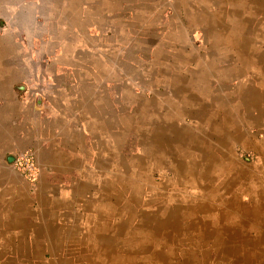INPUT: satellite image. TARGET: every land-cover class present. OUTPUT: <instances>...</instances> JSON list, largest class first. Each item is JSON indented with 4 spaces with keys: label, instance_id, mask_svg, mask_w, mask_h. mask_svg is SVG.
Masks as SVG:
<instances>
[{
    "label": "rangeland",
    "instance_id": "obj_1",
    "mask_svg": "<svg viewBox=\"0 0 264 264\" xmlns=\"http://www.w3.org/2000/svg\"><path fill=\"white\" fill-rule=\"evenodd\" d=\"M31 1L33 8L41 4L23 0L20 5L26 8ZM253 1L212 0L209 8L205 0H157L155 7L151 1L153 22L141 35L146 2L130 0L132 10L126 21L131 20L132 40H127L131 47L118 48L127 44L116 35V52L125 59L114 65L116 78L108 82L114 122L94 129L92 137L85 132L89 155L79 166L78 178L69 179L79 184L73 216L84 222L78 228L87 231L91 243L99 241L89 264H227L219 255L225 245L218 241L225 231L231 236L236 226L214 223L245 217L234 203L244 208L259 203L264 208V64L255 58L262 55L264 63V0ZM235 7L239 18L243 15L248 21L245 41L215 34L211 45L202 18L210 11L209 30L215 32L229 26ZM176 22L181 28L172 36L173 49L156 50L173 26L178 29ZM257 98L260 109L246 106L251 100L258 106ZM234 110L239 121L230 122L226 129L225 112ZM170 114L176 122L168 123ZM164 126L177 132L167 133ZM160 134L167 139L155 138ZM154 138L161 146L168 142L170 146L163 150L174 155L155 149ZM149 149L160 153L157 163L147 154ZM41 206L43 211L48 209ZM61 208L55 205L51 215L57 216ZM35 245L33 253L38 255L32 262L51 259L39 242ZM207 245L211 248L197 258ZM51 248L55 254L58 246L53 243Z\"/></svg>",
    "mask_w": 264,
    "mask_h": 264
},
{
    "label": "crops",
    "instance_id": "obj_2",
    "mask_svg": "<svg viewBox=\"0 0 264 264\" xmlns=\"http://www.w3.org/2000/svg\"><path fill=\"white\" fill-rule=\"evenodd\" d=\"M21 1L0 0V264H35L32 258L37 242L51 257L42 264H89L93 251L99 249V241L91 243L87 231L78 228L84 222L73 216L79 184L73 185L69 179L78 178L79 166L89 155L85 153V132L92 137L94 129L114 122L108 82L116 78L114 65L125 59L116 52L117 41L127 44L118 48L131 47L127 43L132 40L131 20L126 21L130 19L131 3L38 0L40 6L34 4L33 8L31 1L25 8ZM151 1L158 6L157 0H145L142 19L146 21L139 27L141 35L153 22ZM204 3L209 8L212 0ZM235 9L229 26L211 30V35L208 29L212 26L206 20L211 45L215 34L244 39L243 30H237L233 22V17L240 16ZM177 24L179 30L181 26ZM173 27L155 46L156 50L173 49L171 39L178 32ZM82 105H91L92 109L84 110ZM104 105L108 108L104 109ZM104 113L106 118H100ZM236 114L237 110L225 112L226 129L230 122L239 121ZM23 150L31 152L38 170L33 185L7 161V157ZM41 204L48 209L43 212ZM57 204L62 208L53 216L51 211ZM234 204L245 217L229 218L226 223L214 221L215 225L236 226L231 236L225 231L218 241L220 246L225 245L217 249L219 255L227 264H264V208L259 203L247 208ZM53 243L58 246L55 254ZM207 247L211 248L203 247L197 258L204 257ZM54 257L58 259L55 262Z\"/></svg>",
    "mask_w": 264,
    "mask_h": 264
},
{
    "label": "bare ground",
    "instance_id": "obj_3",
    "mask_svg": "<svg viewBox=\"0 0 264 264\" xmlns=\"http://www.w3.org/2000/svg\"><path fill=\"white\" fill-rule=\"evenodd\" d=\"M246 1V0H245ZM253 1V0H252ZM257 1V0H256ZM233 2V1H232ZM254 2V1H253ZM251 3V2H250ZM255 3V2H254ZM257 3V2H256ZM261 3V2H260ZM202 4V3H201ZM259 4V3H258ZM192 5V4H191ZM198 6V5H197ZM260 6V5H259ZM196 7V6H195ZM198 8V7H197ZM236 8V7H235ZM239 8V7H238ZM258 9V8H257ZM193 10V9H192ZM236 10V9H235ZM250 10V9H249ZM238 11V10H237ZM255 11V10H254ZM193 12H191V14H192ZM234 13V12H233ZM235 13H237L236 11H235ZM202 14V13H201ZM261 14V13H260ZM206 15V14H205ZM249 15V14H248ZM242 16V15H241ZM263 16V15H262ZM201 17V16H200ZM219 18V17H218ZM233 18H235L234 20H233V22L235 23V24H237L239 27H238V30L240 31V30H243V32H245V28H246V26H248V21L246 20V19H242L241 17L238 19V18H236V17H233ZM253 18V17H252ZM262 18V17H261ZM203 20H204V24H206V20H207V17L206 16H204L203 18H202ZM251 19V18H250ZM200 20V19H199ZM215 21V20H214ZM216 21H218V20H216ZM144 22V21H143ZM195 22V21H194ZM262 22V21H261ZM145 23V22H144ZM147 23V22H146ZM175 23V22H174ZM218 23V22H217ZM177 24V23H176ZM219 24V23H218ZM178 25V24H177ZM150 26V25H149ZM191 26V25H190ZM233 26V25H232ZM207 28V27H206ZM230 28V27H229ZM241 28V29H240ZM232 29V28H231ZM178 30V29H177ZM262 30V29H261ZM175 31V30H174ZM208 31H210L209 29H208ZM211 32V31H210ZM233 32V31H232ZM237 32V31H236ZM259 32H261V34H263V31H259ZM242 33V32H241ZM240 33V34H241ZM235 33H233V35H234ZM244 36V35H243ZM241 40H244V39H242V38H240ZM220 40V39H219ZM245 41V40H244ZM244 41H242V42H244ZM247 41H249V39L247 40ZM245 43V42H244ZM184 54V53H183ZM179 57H181L180 55H179ZM255 58H256V60H257V62L260 64V65H263L264 63H261L262 62V55H256L255 56ZM193 59V58H192ZM264 59V58H263ZM204 89V88H203ZM193 96V95H192ZM257 100H258V106L256 105V103L254 102V101H249L248 102V105H246V106H248V107H252V105H254V107H257V108H261V106L259 105V103H260V101H259V99L257 98ZM176 104V103H175ZM173 105H174V103H173ZM171 106H169L168 108H170ZM258 110V109H257ZM171 111V110H170ZM177 111V110H176ZM256 111V110H255ZM171 113V112H170ZM167 118L169 119V122L168 123H172V122H174L175 120H173V118H172V115L170 114L169 116L167 115ZM176 122V121H175ZM176 125H178L177 123H176ZM169 126V125H168ZM165 127V126H164ZM172 127V126H171ZM178 127V126H177ZM162 129L163 130H165L167 133L168 132H177L176 130L174 131L173 129H171L170 127H165V129L162 127ZM162 134V133H161ZM158 135V136H156L155 138H159V139H167L166 137H167V135H166V137H164V135ZM187 134V133H186ZM184 135V134H183ZM176 136H179V134H174L172 137H176ZM246 136V135H245ZM154 138V139H155ZM169 138V137H168ZM192 139V138H191ZM251 139V138H250ZM189 140V139H188ZM182 141V140H181ZM157 142V143H156ZM185 142V139L183 140V143ZM188 142V141H187ZM192 142V141H191ZM219 142V141H218ZM151 143V142H150ZM192 144V143H191ZM219 144V143H218ZM174 145V144H173ZM188 145H190L189 143H188ZM196 145V144H195ZM263 145V144H262ZM154 146V145H153ZM167 146H170V144L168 143V142H166V141H164V143L162 144V146H161V141L160 140H158V139H155V149L156 148H158L159 150L158 151H161V152H164L165 154H166V156H171V155H174L173 154V152H171L170 153V150H168V151H165V150H163L165 147H167ZM175 146V145H174ZM197 146V145H196ZM222 147H223V145H222ZM256 147H257V145H256ZM263 147V146H262ZM152 148V147H151ZM186 148V147H185ZM153 149V148H152ZM181 150H183V153H184V149H181ZM187 151V150H186ZM189 151V150H188ZM149 152L150 153H147V154H150V156L152 157V156H154V161L157 163L159 160H157V156L158 155H160V153H155L154 151H151L150 149H149ZM154 152V153H153ZM176 152H177V149H176ZM188 153V154H187ZM187 153H185V154H187L188 156H192V154L191 153H189V152H187ZM206 153V152H205ZM146 154V155H147ZM158 154V155H157ZM185 154H184V156H185ZM204 154V153H203ZM148 157V156H147ZM146 158V157H145ZM154 163V162H153ZM178 170V173H179V175H180V172L181 171H183V170H180L181 168H180V166L177 168ZM246 173V172H245ZM244 174V173H243ZM250 181V180H249ZM148 186V185H147ZM260 189V188H259ZM196 191V190H195ZM194 201V200H193ZM192 201V202H193ZM208 202V201H207ZM210 202V201H209ZM202 203V202H201ZM209 206V205H208ZM44 207V206H43ZM212 207V206H211ZM202 208V207H201ZM205 208V207H204ZM209 209H210V207H208ZM194 210V209H193ZM240 210V209H239ZM112 211V210H111ZM110 211V212H111ZM206 211H207V209H206ZM44 212V211H43ZM201 212H202V210H201ZM210 212V211H209ZM204 213V212H203ZM206 213H208V212H206ZM100 216V215H99ZM223 216V215H222ZM225 216V215H224ZM107 217V216H106ZM222 218V217H221ZM224 218V217H223ZM206 219V218H205ZM214 220V219H213ZM248 222V221H247ZM148 227V226H147ZM155 229V228H154ZM143 230V229H142ZM147 230V229H146ZM148 230H150V229H148ZM98 231V230H97ZM151 231V230H150ZM154 231V230H153ZM102 234H103V231H102ZM147 234V233H146ZM152 234V233H151ZM100 235H101V233H100ZM153 235V234H152ZM155 235V234H154ZM143 236V235H142ZM146 236V235H145ZM207 237V236H206ZM155 241V240H154ZM165 247V246H164ZM157 255V254H156ZM159 257V256H158ZM161 258V257H160ZM159 258V259H160ZM239 258V257H238ZM158 259V260H159Z\"/></svg>",
    "mask_w": 264,
    "mask_h": 264
},
{
    "label": "built area",
    "instance_id": "obj_4",
    "mask_svg": "<svg viewBox=\"0 0 264 264\" xmlns=\"http://www.w3.org/2000/svg\"><path fill=\"white\" fill-rule=\"evenodd\" d=\"M11 163L26 181L34 183L37 178L38 170L35 166L31 152L23 150L16 153L12 156Z\"/></svg>",
    "mask_w": 264,
    "mask_h": 264
},
{
    "label": "water",
    "instance_id": "obj_5",
    "mask_svg": "<svg viewBox=\"0 0 264 264\" xmlns=\"http://www.w3.org/2000/svg\"><path fill=\"white\" fill-rule=\"evenodd\" d=\"M39 97H37V103H39ZM7 161H12V157H7Z\"/></svg>",
    "mask_w": 264,
    "mask_h": 264
}]
</instances>
